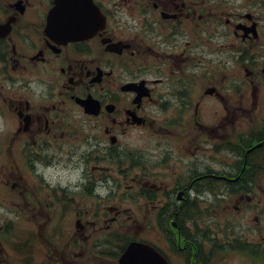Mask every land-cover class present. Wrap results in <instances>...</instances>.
Returning <instances> with one entry per match:
<instances>
[{
    "label": "flooded vegetation",
    "instance_id": "af4514ba",
    "mask_svg": "<svg viewBox=\"0 0 264 264\" xmlns=\"http://www.w3.org/2000/svg\"><path fill=\"white\" fill-rule=\"evenodd\" d=\"M54 2L0 0V99L15 112V139L42 148L72 141L85 166L136 162L129 179L152 204L156 238L166 226L185 264H209L208 229L196 226L193 209L221 187L240 201L264 194V0H81V10L57 14H95L93 33L69 41L46 33ZM221 49L243 64L234 92L221 90ZM215 51L219 68L209 71ZM88 98L93 109L85 112L80 99ZM74 112L82 121L68 117ZM108 209L115 217L104 210L98 228L78 209L79 225L48 258L118 264L134 239L113 235L120 218L145 225L124 208ZM187 233L200 250L181 244Z\"/></svg>",
    "mask_w": 264,
    "mask_h": 264
},
{
    "label": "rangeland",
    "instance_id": "374dc122",
    "mask_svg": "<svg viewBox=\"0 0 264 264\" xmlns=\"http://www.w3.org/2000/svg\"><path fill=\"white\" fill-rule=\"evenodd\" d=\"M229 54L235 53L221 49V86L226 93L234 92L238 88V82L243 75L242 70L239 69V66L243 67V64ZM209 56V71L218 70L219 66L217 65V69L215 66L218 64L217 52H210L208 58ZM200 72L198 69L195 74ZM225 116L228 115L221 111V119ZM14 122L9 112L6 111L5 114L0 115V264H21L19 256L25 254L26 247L33 252L47 250L39 241L40 237L57 236L59 240L62 236L72 234L78 209H81L83 220L91 218L90 220L93 219L97 226H101L97 219H101V214L110 206L124 208L126 215L132 213L133 218L136 217L137 221L142 222L141 224L145 226L141 227L137 234L146 235L149 239L158 242L157 244L169 254L172 264H185V259L171 248L166 238L162 236L161 241L156 238L154 235L156 232L153 233L150 221H142L143 214L151 217L152 204H144L141 198H136L133 190L125 189L124 185L116 190V185L111 180V176L121 180V173L115 170L116 168L110 167L109 172H103L107 179L103 180L97 190L102 196L100 199L91 195L95 190L85 189L86 192L84 191L83 185L86 180L94 183L100 175V172L96 174L92 171L91 166L94 164L107 165L108 162L88 164L87 171L85 165L79 161L78 148L68 144L62 152L53 151L52 153L48 150L49 158L42 162L36 161L33 166L20 158L17 162L11 160V156L15 155V150H19L16 148L17 143L12 148L6 146ZM136 170L138 169H133L130 174ZM84 173L87 174L86 177ZM12 184L14 185L9 190ZM52 187H57L56 192ZM63 189L67 192L66 195H63ZM217 193L219 195L213 196V193L209 191L205 200L200 202L198 209L193 212L196 226L205 231L208 228L209 234L213 235L220 245L224 240L230 241L232 237L240 235L243 240H253L257 244L258 251H264V194L258 191L254 195H249L248 200L244 198L246 204L237 206L240 204L239 194H230L226 190H222L221 194L218 190ZM250 202L258 203V207L249 205ZM57 205H60V208ZM96 208H99L100 214L96 215L98 218L91 214L92 209ZM112 212V216H115L114 211ZM42 218L62 220L63 225L60 227L54 225L51 220L50 223H48L49 220L43 222ZM121 219L123 228L116 231L129 235L133 227H129L130 230L126 227L128 224L122 222ZM123 219H126V216H123ZM114 224L117 226L116 222ZM225 234L228 239L224 237ZM58 244L60 243L54 239L53 246L57 247ZM227 245L230 246V242ZM21 246L24 247L23 251L19 250ZM221 257L222 252L214 253L211 259L215 262L211 260L210 263L221 264L225 261V264H239L240 262L263 264L255 257L243 256L233 249L227 252L222 260ZM258 257H263V255H258ZM33 260L35 261L33 264L47 261L42 257ZM51 261L54 264V259Z\"/></svg>",
    "mask_w": 264,
    "mask_h": 264
},
{
    "label": "water",
    "instance_id": "95a60500",
    "mask_svg": "<svg viewBox=\"0 0 264 264\" xmlns=\"http://www.w3.org/2000/svg\"><path fill=\"white\" fill-rule=\"evenodd\" d=\"M69 15V14H68ZM71 15V14H70ZM56 18L59 14H51ZM75 37L76 32L68 34ZM120 264H167L164 257L148 244L132 242L120 258Z\"/></svg>",
    "mask_w": 264,
    "mask_h": 264
}]
</instances>
